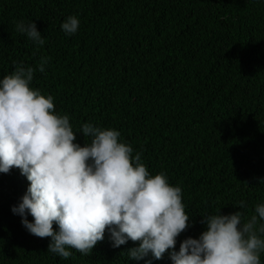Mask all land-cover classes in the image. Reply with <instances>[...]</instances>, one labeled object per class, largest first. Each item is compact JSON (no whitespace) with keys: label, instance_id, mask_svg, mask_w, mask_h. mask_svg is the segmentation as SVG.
Segmentation results:
<instances>
[{"label":"trees","instance_id":"1","mask_svg":"<svg viewBox=\"0 0 264 264\" xmlns=\"http://www.w3.org/2000/svg\"><path fill=\"white\" fill-rule=\"evenodd\" d=\"M73 15L80 29L68 35L62 24ZM32 21L44 45L17 31ZM42 57L50 58L43 73ZM20 63L36 68L32 87L55 97L77 143L92 142L79 133L85 123L119 130L133 157L142 153L153 175L165 172L183 189L191 220L176 251L207 230L203 215L243 211L244 222L258 215L264 0H0V80ZM29 186L20 169L0 173V264H173L171 250L159 260L131 259L141 242L115 248L108 231L90 255L48 252L52 238L30 234L12 211Z\"/></svg>","mask_w":264,"mask_h":264},{"label":"clouds","instance_id":"2","mask_svg":"<svg viewBox=\"0 0 264 264\" xmlns=\"http://www.w3.org/2000/svg\"><path fill=\"white\" fill-rule=\"evenodd\" d=\"M80 24L73 15L62 29L74 35ZM17 31L37 45L46 42L35 21L20 22ZM49 60L41 58V73ZM35 72L20 63L0 80V173L17 168L30 181L12 211L30 234L52 238L48 252L64 259L73 256L70 249L90 255L108 231L115 248L129 240L141 242L127 253L137 261L149 254L163 259L171 250L173 264H262L264 225L259 234L257 225L264 220V204L256 206L258 215L249 222L243 211L203 215L207 230L198 239H185L176 251L191 220L183 189L173 186L165 172L153 175L142 153L133 157L119 130L85 123L79 133L92 142L77 143L78 131L69 115L56 112L55 97L32 87ZM239 206L243 209L244 202Z\"/></svg>","mask_w":264,"mask_h":264}]
</instances>
